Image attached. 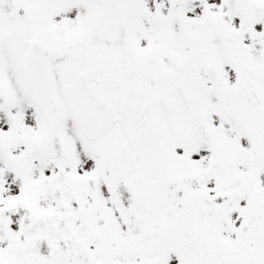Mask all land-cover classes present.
Listing matches in <instances>:
<instances>
[{"label":"snow or ice","instance_id":"6c2138e0","mask_svg":"<svg viewBox=\"0 0 264 264\" xmlns=\"http://www.w3.org/2000/svg\"><path fill=\"white\" fill-rule=\"evenodd\" d=\"M0 264H264V0H0Z\"/></svg>","mask_w":264,"mask_h":264}]
</instances>
